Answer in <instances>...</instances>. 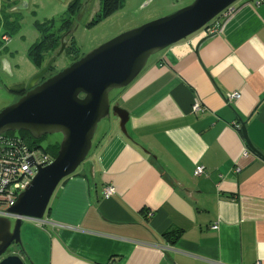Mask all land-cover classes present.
<instances>
[{
    "label": "crops",
    "instance_id": "1",
    "mask_svg": "<svg viewBox=\"0 0 264 264\" xmlns=\"http://www.w3.org/2000/svg\"><path fill=\"white\" fill-rule=\"evenodd\" d=\"M212 25L215 34L152 56L113 94L125 134L112 114L42 224L22 221L24 262L264 264V161L240 131L264 157V0H240ZM230 93L239 98L228 104Z\"/></svg>",
    "mask_w": 264,
    "mask_h": 264
},
{
    "label": "water",
    "instance_id": "2",
    "mask_svg": "<svg viewBox=\"0 0 264 264\" xmlns=\"http://www.w3.org/2000/svg\"><path fill=\"white\" fill-rule=\"evenodd\" d=\"M2 1L19 2L13 12L28 9L27 0ZM239 1L194 0L170 16L118 35L43 80L62 55L70 33L61 37L59 48L30 79L25 94L0 111V135L26 132L34 140L54 134L61 137L56 157L44 167L36 166V175L7 210L8 216L0 217V264H24L15 254L22 252V221H43L58 186L88 158L98 124L113 114L125 134L128 114L111 105L109 94L130 86L152 56L198 33ZM0 66L3 72L10 70L6 59L0 60ZM240 131L248 149L264 161L250 145L244 125Z\"/></svg>",
    "mask_w": 264,
    "mask_h": 264
},
{
    "label": "rangeland",
    "instance_id": "3",
    "mask_svg": "<svg viewBox=\"0 0 264 264\" xmlns=\"http://www.w3.org/2000/svg\"><path fill=\"white\" fill-rule=\"evenodd\" d=\"M27 1L28 9L20 11L23 18L21 28L17 32L12 33L9 42L6 44L7 51L0 55V58L6 59L10 65V70L4 72L0 66V111L17 101V96L10 91L21 88L25 89L30 79L38 72L26 56L27 49L39 40V34L34 29L33 23H47L48 26L51 25L53 29H57L61 21L67 16L66 4L58 0ZM193 1L194 0H125L118 11L91 27H88L87 24L88 14L80 17L79 22L76 23V27L72 32V38L80 54L86 55L118 35L136 29L151 21L170 16L176 11L189 6ZM15 7L16 6H13L11 10ZM98 7L99 0H90L88 7L89 14L94 15ZM70 63V59L62 53L53 64L54 70H62L69 66ZM48 76L49 75H46V78ZM116 92L117 91H112L109 94V99ZM111 116L112 114H110L109 117ZM107 120L108 118L102 120L98 124L92 140L93 147L98 134L105 126ZM55 141H61L60 135H49L40 145L42 148H45L49 143ZM34 223L35 222L30 224L34 225ZM24 264L28 263L24 262Z\"/></svg>",
    "mask_w": 264,
    "mask_h": 264
},
{
    "label": "trees",
    "instance_id": "4",
    "mask_svg": "<svg viewBox=\"0 0 264 264\" xmlns=\"http://www.w3.org/2000/svg\"><path fill=\"white\" fill-rule=\"evenodd\" d=\"M81 1L82 0H72L70 2L67 8V16L61 21V24L57 29H53V26H48L47 23H33L34 29L39 34V40L33 43L27 49L26 56L32 66L38 71L45 66L50 56L59 48L60 39L67 32H69L70 34L67 37V44L63 53L70 59L71 63L77 61L83 56V54H80L79 49L75 45L72 38L75 15H77L81 10ZM124 1L125 0H99L98 10L92 20L88 23V27L96 25L100 21L106 19L107 17L118 11L122 7ZM16 3L17 2L6 4L5 2L0 0V55H2L6 51V46H4L3 38L8 37L10 39L12 33L17 32L21 28V22L23 19L21 13L11 11V8L16 5ZM50 69L51 70H49L50 73L48 74V78L51 77L52 73L55 72L54 66H52ZM45 79L47 78H44L43 80ZM10 92L15 94L17 98H19L25 94V89L21 88L18 90H11ZM5 135L21 139L28 149H39L44 154L48 155L52 160L57 155L59 141L49 143L45 148L41 147V142L45 140L47 136H44L40 140H34L26 132H9ZM48 210L49 207L47 211ZM178 236V230L167 232L164 234V237L172 242L175 241Z\"/></svg>",
    "mask_w": 264,
    "mask_h": 264
},
{
    "label": "built area",
    "instance_id": "5",
    "mask_svg": "<svg viewBox=\"0 0 264 264\" xmlns=\"http://www.w3.org/2000/svg\"><path fill=\"white\" fill-rule=\"evenodd\" d=\"M232 9H228L223 14H228ZM222 14V15H223ZM198 33L206 37L216 33L215 27L210 22ZM4 46L9 42L8 37L3 38ZM239 96L235 93L227 94L228 104L237 100ZM192 113L203 112L204 109L198 103H194L191 108ZM52 159L39 149H28L21 139L0 135V217H7V210L14 205L17 197L29 185L36 175V166H46ZM33 164V165H31ZM205 168L197 166L194 169V176H205ZM115 193L111 185L103 189V197L108 199ZM42 224L41 222H36ZM211 229L215 230L216 226Z\"/></svg>",
    "mask_w": 264,
    "mask_h": 264
},
{
    "label": "flooded vegetation",
    "instance_id": "6",
    "mask_svg": "<svg viewBox=\"0 0 264 264\" xmlns=\"http://www.w3.org/2000/svg\"><path fill=\"white\" fill-rule=\"evenodd\" d=\"M67 1H69V0H65L63 3H66ZM72 0H70L69 2H68V4H67V8H68V5L70 4V2H71ZM89 2H90V0H82L81 1V10H80V12L77 14V15H75V23H74V25H73V30L75 29V27H76V17L79 15V14H81L82 13V15H81V17L82 16H84L85 14H88V23L92 20V18L94 17V15L93 16H91L90 14H89V12H88V7H89ZM19 4V2H17L16 3V5H18ZM16 5H14V6H16ZM91 16V17H90ZM90 18V19H89ZM87 23V24H88ZM2 58H0V60H1ZM53 66V65H52ZM51 70V69H50ZM60 70H55V72L57 73V72H59ZM52 73V75L51 76H53L54 74H56V73ZM50 72L48 71L46 74H45V76H44V78H46V75H48ZM48 78V77H47ZM7 254H11V253H7Z\"/></svg>",
    "mask_w": 264,
    "mask_h": 264
}]
</instances>
